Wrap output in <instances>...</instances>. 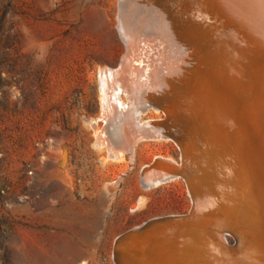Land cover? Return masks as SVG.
I'll return each mask as SVG.
<instances>
[{
    "label": "rangeland",
    "instance_id": "obj_1",
    "mask_svg": "<svg viewBox=\"0 0 264 264\" xmlns=\"http://www.w3.org/2000/svg\"><path fill=\"white\" fill-rule=\"evenodd\" d=\"M247 2L0 0V264H150L157 251L178 260L174 219L192 209L182 144L208 121L220 145L264 146V39ZM158 158L165 171L150 168ZM238 214L211 216L222 230L204 245L218 235L238 248ZM164 234L170 243L155 249Z\"/></svg>",
    "mask_w": 264,
    "mask_h": 264
},
{
    "label": "bare ground",
    "instance_id": "obj_2",
    "mask_svg": "<svg viewBox=\"0 0 264 264\" xmlns=\"http://www.w3.org/2000/svg\"><path fill=\"white\" fill-rule=\"evenodd\" d=\"M246 10H247L246 13L248 15L247 18L249 19V22L251 23V26H252V31L253 32H257L260 35L259 36L260 39H261V37L264 39V0H248L247 6H246ZM141 27H142V25H141ZM161 27L163 28L162 25H161ZM130 32H131V30H130ZM128 36H129V34H128ZM134 36H136V35H134ZM156 36H157V34H156ZM159 36H161V38L163 37V35H160V34H159ZM137 38H139V37H137ZM139 39H138V42L140 41ZM158 40H160V37H159ZM163 40H161V41H163ZM175 40H176V43H177V38ZM128 42H130V41H128ZM143 42H144V40H143ZM257 42L258 41H256V44H257ZM135 43H136V41L134 42V44ZM136 44H139V43H136ZM156 44H157V42H156ZM159 44H161V43H159ZM173 44L175 45V43H173ZM128 45H130V44L128 43L127 46L125 44V47L127 48V51H126L127 53L125 52L126 53V56H125L126 58L124 57V60L122 62V66L123 67L126 66L125 63L128 60L127 59V56H129V50H131L133 48V46H132V48H130L131 46L128 47ZM261 47H264V45H262ZM136 48H138V47H136ZM164 49L166 50L165 47H164ZM131 51H133V50H131ZM176 53H178V50H177ZM172 57H174V56H172ZM247 60H249V59H247ZM242 62H243L242 67H244V66L246 67L247 61H244L243 60ZM235 63L236 62H234L233 65H235ZM169 64H172V63H169ZM123 67H122V69H124ZM245 67H244V69H245ZM126 68L127 67H125V69ZM256 68L254 67L253 69L255 70ZM242 70H243V68L241 69V71ZM110 72L109 71H103L101 73V77L104 78V79L107 78L110 75ZM242 72H243L244 75H246L245 70H243ZM261 72L262 71H260V73ZM210 73H212V72H210ZM189 74H190V71H189ZM263 75H264V72H263ZM207 76H210V75H207ZM211 76H210V78H211ZM225 76H226V74H225ZM196 77H198V76H196ZM212 77H214V76H212ZM207 79H208V77H207ZM228 79L223 80V81L221 80L222 81L221 82L222 84H220L219 87H218V89H217L218 90V92H217V102H218V106H215L216 108L214 107L211 113L208 111V113H210L209 117L211 119L213 118L215 120L218 117V114H219L218 111H219V109L221 107L220 105H221V103L223 101L224 94L226 92V89H224V88H225V84H227V83H225V81H227ZM218 83H220V82H218ZM259 83H261V82H259ZM186 86L188 87V85H186ZM216 86H217V83H216ZM227 86H228V84H227ZM103 89H104V87H103ZM259 92L261 93L260 94L261 96L259 97V99L257 101V107H256L257 108V113H258L257 116L259 115L260 121L261 122H264V120L261 119L262 116L260 117V113L262 114L264 112V86H263V88H260ZM191 95H192V93H191ZM188 98H189V96H188ZM213 98H214V96H213ZM169 99H170V97H169ZM215 100H216V98H215ZM175 104H176V102H175ZM212 106H214V105H212ZM168 109H170V108H168ZM175 109H177V108H175ZM202 109H203V107H202ZM198 111H200L199 108H198ZM124 114H125V112H124ZM169 114H170V112H169ZM176 114H177V112H176ZM118 117H119V115H118ZM221 119H223V118H221ZM208 123H209L208 121H205L202 126L200 125L199 132H196L195 131V133L193 134L194 136H192V137H194V141H189L188 140V141L185 142L183 140L185 143L182 144V150H184V155L186 157L185 156L183 158L181 157L182 162H181V167L178 166V174L187 183V186H188V189H189V192H190V196H191V199H192V209H191L190 214L188 216H184V217L183 216L182 217L180 216V217L174 219L175 222H176V220H178V260L175 261L174 264H198V263H200V259H201L200 258V253H202V254H204V256H206L209 252H211V254L213 256L214 255L213 253H215V251L218 252V251H221V249H223V251H221L219 253V257L215 256L217 254L216 253L214 255L215 257H213L215 259H213V260L212 259L211 260H207L208 262L205 263V264H264V204L263 205L261 204L262 202L264 203V181H263V185H262V181L260 180V175L262 174L261 172L264 171V146L263 147L261 145L255 146V148H253V152L254 153H250V154L249 153H246V154H244V152L241 151L238 147L232 148V147L220 145V144H218L215 141L214 137L212 136V132H213L214 129L212 131H210ZM176 124H177V122H176ZM214 134H217V133H214ZM119 140H120V138H119ZM182 154H183V152H182ZM193 155H194V157H192ZM157 164L158 165L161 164L160 166H161L162 169H163V167H166L167 166V165L165 166L166 162H164L163 160H161V159L158 158V159H155L154 164L150 168H153L155 166V169L158 171V169L156 168V165ZM168 166H170V165L168 164ZM172 166H170V167H172ZM158 168H159V166H158ZM155 169H154V171H155ZM157 171H155L154 173H156ZM151 172H153V171H151ZM145 173H144V175H145ZM142 174H143V172H142ZM175 174H177V173H175ZM172 175H174V174H172ZM156 177H157V180L154 181L153 184L159 183L162 180V178H164V173H162V172L160 174L158 173V175L155 176V179H156ZM147 178H148V176H147ZM143 180H144V177H143ZM260 201H262V202H260ZM256 208H261V209L260 210H256ZM237 213H239L238 215H240L241 220H242V223L241 224H238L237 225L236 224L237 222H236L235 225H234L235 226L234 229L236 230V228H237V230H238V232L240 234L238 236H240L241 237V240H242V242H240L241 243L240 246H239V243H238V248H236V249H232V248L227 249L228 248L227 245L232 244V239H230V238H228L226 236L225 237H223V236L221 237V236L214 235V234H212V235H214L212 237L214 238V240H215L214 242L215 243L214 242H210L208 244L205 243V245H204V240L206 241V238H207L206 235H208L207 234V231H210L211 227H214V226L217 229H219V227H220L215 222L216 221L215 220L216 218L213 221L209 220L211 216H217V215H220V216L221 215L232 216V215H237ZM235 218H236V216H235ZM169 221H170V219H169ZM164 223H166V222H164ZM159 224H160V222L158 223V225ZM150 227H154V226H150ZM223 229H225V228H223ZM219 230L221 231L222 228H220ZM211 231L214 232L213 230H211ZM215 231H216V229H215ZM230 231L232 232V229ZM170 232H171V230H170ZM203 233H204V236H203ZM220 233H222V232H220ZM165 235L166 234H164V236L162 235L163 238H160V236H161L160 235L159 236L160 239L157 238L156 239L157 242L154 241V243L157 246V248H155V249H157V250L162 249L163 250V247L164 246L162 244L163 243H167V242L170 243V239H167L165 237ZM222 235H223V233H222ZM234 236H236V235H234ZM208 237H209V235H208ZM213 238H211V241H212ZM235 240H236V238H235ZM237 242H238V240H237ZM154 243H152V245H154ZM214 245H216V246H214ZM236 246H237V244H236ZM152 248H154V247H152ZM136 253H138V252H136ZM155 253L156 254H154V252H153L154 255H152V257H150V255H149V257L152 258L151 259V262L152 263H150V264H165V263L168 262L169 258L167 257L166 254H163L162 252H158V251L155 252ZM202 254H201V256H203ZM134 255H138V254H134ZM140 264H143V262L141 261Z\"/></svg>",
    "mask_w": 264,
    "mask_h": 264
}]
</instances>
